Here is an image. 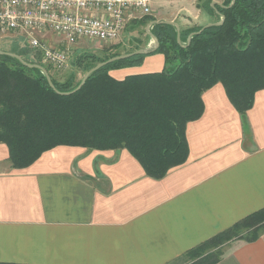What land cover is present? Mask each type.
<instances>
[{"label":"crops","instance_id":"0c3cea01","mask_svg":"<svg viewBox=\"0 0 264 264\" xmlns=\"http://www.w3.org/2000/svg\"><path fill=\"white\" fill-rule=\"evenodd\" d=\"M196 1L151 0L152 13L158 22L177 23L179 30L212 23ZM164 11L173 17H157ZM7 37L14 38L11 46L21 44V36ZM43 40L59 45L52 33ZM163 65V55L152 54L109 75L123 80L160 72ZM201 99V116L185 127L186 161L160 179L147 176L126 149L60 145L15 168L0 143V263L174 264L263 208L264 89L255 93L244 116L220 83ZM225 246L215 264H264V233Z\"/></svg>","mask_w":264,"mask_h":264},{"label":"trees","instance_id":"16d2710c","mask_svg":"<svg viewBox=\"0 0 264 264\" xmlns=\"http://www.w3.org/2000/svg\"><path fill=\"white\" fill-rule=\"evenodd\" d=\"M197 2L196 7L212 22L223 18L222 24L199 34L203 26L182 29L179 43L174 25L152 24L156 48L153 45L144 54L108 63L69 95L60 93L73 91L87 71L120 54L83 51L73 56L71 66L82 72L78 80L72 71L65 79H56L37 55L31 56V51L18 44L11 46L10 53L27 65L0 55V143L7 146L12 166L25 168L60 145L126 149L147 176L160 179L186 161L185 127L201 116L205 90L220 83L230 103L244 116L255 93L264 89V0H221L214 8L211 0ZM153 21L154 16L131 21L124 31H141L150 40L146 26ZM152 54L164 57L160 72L123 80L109 75L111 70L140 65ZM28 65L42 66L54 89L39 69ZM263 233L264 207L191 248L183 258L193 259L190 264H215L226 242L254 241Z\"/></svg>","mask_w":264,"mask_h":264},{"label":"built area","instance_id":"2783aa9c","mask_svg":"<svg viewBox=\"0 0 264 264\" xmlns=\"http://www.w3.org/2000/svg\"><path fill=\"white\" fill-rule=\"evenodd\" d=\"M151 0H0V37L21 36L42 65L65 70L82 40H120L129 22L151 16ZM55 34L58 46L43 40Z\"/></svg>","mask_w":264,"mask_h":264},{"label":"rangeland","instance_id":"374dc122","mask_svg":"<svg viewBox=\"0 0 264 264\" xmlns=\"http://www.w3.org/2000/svg\"><path fill=\"white\" fill-rule=\"evenodd\" d=\"M197 3L198 2L196 1L195 5H197ZM179 6L180 5H176V8H179ZM173 9L175 10V7L172 8V10ZM164 12L165 13H163V14H158L157 17H160L162 19H170V17H173V14L167 13V11H164ZM151 16H153V13ZM181 17L186 19L183 15ZM194 17H195V15H193L192 18H194ZM212 20H213V18H212ZM196 21L198 23V19ZM53 35H55V34H53ZM18 38L19 37H17V39ZM137 39L140 42H137L136 41ZM12 40H14V38H12V37L3 38L2 40L0 39V51L10 52V48H11L10 43L12 42ZM18 40H19V43H21L20 46H18L19 48L28 49L29 51H31V56L37 55L39 57V55L36 52H34L33 50H31L29 48V46L26 44V42L24 41L23 38L22 39L19 38ZM22 41H24V42H22ZM82 41H90V42L88 45L78 44L76 46H73V48H72L73 51H71V54L69 56V65L65 70L57 71V70L52 69L50 66L45 65L49 69V73L54 75V77L56 79H58V80L65 79L71 71L76 74L77 80L80 79L82 72L77 68H73L70 64V61L73 58V56L78 55L79 53H82L83 51L96 52L97 54H101V52H104V53H115V52H117L120 55H123V54H126V52H130L131 50H133L134 48H137V47H140L141 49L145 50V49H147L146 43L152 42L151 38H150V40H147L146 36L141 31H138V32L136 31V32H131V33L123 31V34H122L120 40L113 42V43L98 44L97 42L92 41V40H88V39H85ZM150 46L152 48V45H150ZM39 61H40V59H39ZM229 242H232V241H228L224 244V246L222 247V252L224 250L226 251L225 245ZM192 262H193V259H191V258H189V259L188 258L187 259L182 258L174 264H190Z\"/></svg>","mask_w":264,"mask_h":264},{"label":"water","instance_id":"95a60500","mask_svg":"<svg viewBox=\"0 0 264 264\" xmlns=\"http://www.w3.org/2000/svg\"><path fill=\"white\" fill-rule=\"evenodd\" d=\"M234 1H235V0H232L231 3H234ZM215 5H216L215 2H211V7H212V8H214ZM222 22H223V18H221V20H220L219 22L208 23V24L204 25V26L201 28L200 31L196 32V34H199L202 30H204L205 28H208V27H210V26H212V25H220V24H222ZM155 23H160V22H158V21H153V22H151L150 24H148V25L146 26V33L149 35V37L151 38V41H152L154 47L156 48V47L158 46V40H157L156 37L153 36V35L151 34V32H150V26H151L152 24H155ZM162 23H168V24H172V25L175 26L176 31H177V37H176V40H177V42L179 43V42H180V39H179V37H180V36H179V31H180V30H179V27H178L177 23H175V22H162ZM192 35H193V34H191V35L187 38V43L190 42V38H191ZM146 52H147V50L140 49V50H136V51H134V52H130V53H127V54H123V55H119V56H116V57H112V58L106 60L105 62L98 63V64H96L93 68H91L89 71H87V72L85 73V75L83 76V78H82L80 84H79V85H78L73 91L68 92V93H60V94H62V95H69V94H71V93H74L75 91H77V90H78V89L84 84L85 80H86V79H87L92 73L96 72L97 70H99L100 68L104 67V66L107 65L108 63H111V62H114V61H117V60L126 59V58H129V57H131V56H133V55H136V54H144V53H146ZM0 55H8V56L14 57V58L18 59L22 64L27 65V64H26V63H25V62H24V61H23L18 55L14 54V53L0 51ZM28 66H29V67H33V68H37V69H39V70L45 75L46 80H47V82H48V85H49L51 88L54 89V86H53L52 81H51V79H50V77H49V74L46 72V70H45L42 66H40V65H28Z\"/></svg>","mask_w":264,"mask_h":264}]
</instances>
